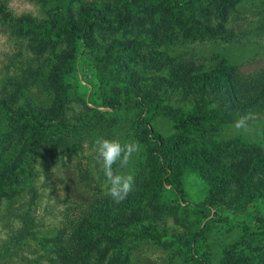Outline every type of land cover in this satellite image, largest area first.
<instances>
[{
  "label": "rangeland",
  "instance_id": "rangeland-1",
  "mask_svg": "<svg viewBox=\"0 0 264 264\" xmlns=\"http://www.w3.org/2000/svg\"><path fill=\"white\" fill-rule=\"evenodd\" d=\"M121 1L70 0V14L76 20L87 5L105 2L115 9L114 4ZM205 1L197 0L189 7L183 6L189 10V15H195L201 6L207 5ZM229 1L231 5L226 7L222 21L223 31L198 26L190 34L186 31L189 22L177 23L174 18L166 29L157 27L159 16L154 8L149 14L142 0H125L117 9H125L128 18L121 23L114 21L113 27L95 28L94 38L97 43L131 42L132 48L121 58L140 76L168 77L171 66L180 62L187 64L191 73L215 66H233L243 74L252 75L264 67V0ZM7 4L15 15L29 14L38 22L53 19L50 0H7ZM184 13L186 18L188 11ZM210 14L213 23L221 18L214 6L210 8ZM107 16L114 18L111 13ZM153 24L156 26L154 32ZM72 44V40L63 34L28 32L15 35L0 26V101L9 107L5 115H0V175H5V170L14 163L24 164L31 171L30 183L16 195L11 210L0 208V264H59V254L73 253V248L78 250L81 264H198L199 260L203 264H224L227 259L233 260L234 264H264V195L244 201L245 194L250 192L247 188L250 184L242 188L234 205H207L210 209L203 219L211 221L212 227L196 244L178 241L186 229L172 217L164 216L153 222L161 234V242L128 233L119 249L121 256L111 263H108L109 251L103 255L94 249V246L105 244L102 226L91 221L90 206L95 205L96 199L106 196L111 202L110 212H120L122 217L129 214L130 207L114 202L106 194L105 178L96 163L93 140L101 136L118 139L121 143L135 140L141 144L142 150L134 153L127 169H120L119 163L113 165L114 170L134 174V187L130 193L137 189L135 177L150 178L156 166L153 152L146 139L139 136L136 123L122 122L102 128L85 138L69 155L51 150L46 143L33 139L31 122L20 116V112L38 111L48 118L59 117L80 108L82 102L78 96L89 107L96 99L90 82L83 78L91 74L89 70H82L81 54H76L72 63L65 65H71L68 73L65 72L67 67L61 65ZM205 108L215 109L216 104L210 101ZM188 111V104L163 99L144 112V126L154 129L164 139L186 135L188 143L197 148L214 149L221 144L246 148L259 145L264 152V106L252 114L247 129L241 130L233 127L234 120L185 125L180 116ZM76 162L87 170L91 183L88 186L76 179ZM15 170L17 173L16 168H11V171ZM217 170L225 176L230 172L228 169ZM181 181L183 193L178 203L183 209L182 214L195 217L202 210L199 204L208 203V187L192 172H184ZM233 182L232 178L230 184ZM1 184L2 180L0 191ZM95 185L98 190L94 189ZM3 202L0 193V204ZM25 211L31 217L33 227L29 234L18 238L17 233L22 227L20 215ZM84 215L90 218L87 231L75 240L70 239L63 226L70 220L76 224Z\"/></svg>",
  "mask_w": 264,
  "mask_h": 264
},
{
  "label": "trees",
  "instance_id": "trees-1",
  "mask_svg": "<svg viewBox=\"0 0 264 264\" xmlns=\"http://www.w3.org/2000/svg\"><path fill=\"white\" fill-rule=\"evenodd\" d=\"M50 1L53 19L38 22L29 14L15 15L7 0H0V26L15 35L34 32L39 35L58 33L69 37L73 46L61 60V65L72 63L74 56L81 54L80 59L84 62L82 70H89L91 74L83 78L90 82L96 99L93 106L89 107L78 96V100L82 102L80 108L71 113H63L59 117L48 118L38 111L20 112V116L31 122L34 129L33 139L46 143L51 150L69 155L74 153L90 134L100 132L102 128H111L118 123L129 122L137 124L140 129L139 136L146 139L150 151L153 152L152 159L156 166L154 175L148 179L135 177L137 189L121 201L123 205L128 204L130 207L129 214L122 217L120 212H110L111 202H108L106 196L97 198L95 205L90 206L93 213L91 221H94L96 226H102L105 239L102 247L94 246V249L103 255L109 251L108 263L121 256L119 249L128 233H138L155 242H161V234L153 222L164 216L172 217L186 229L178 241L196 244L200 236L212 227L211 221L203 219L210 209L207 205H234L235 199L247 184H250L247 186L250 192L245 194L244 201L248 202L264 195L261 193L264 192V152L259 145L246 148L221 144L214 149L197 148L188 143L186 135L162 138L154 129H146L143 119L144 112L154 108L157 102L163 99L190 106V111L180 116V121L189 126H199L201 123L217 120L227 123L245 113H258L264 106V67L252 75L243 74L233 66H215L206 71L197 70L191 73V68L180 62L171 66L168 77L140 76L121 58V55L132 48L131 42L112 40L97 43L94 38L95 28L113 27L114 21L121 23L123 19L128 18L125 9H117L125 0L120 4L115 3V9L105 2L87 5L76 20L70 14V0ZM194 1L197 0H142V4L149 14L153 8L157 12V27L166 29L176 18L177 23L189 22L186 31L190 34L197 30L198 26L223 31L225 9L231 2L206 0L205 7L201 6L197 14L189 15V10L184 7H189ZM212 6L217 8L221 15L220 20L215 23L211 20ZM185 11H188V18L183 15ZM110 13L113 19H108L107 14ZM156 26L153 24L152 31ZM66 67L65 72L68 73L71 65L65 66V69ZM210 101L216 104L215 109L205 108L206 103ZM8 111L9 107L0 101V115H5ZM12 167L17 169V173L16 170L11 171ZM75 167L76 179L82 185L91 184L85 167L79 165V162L75 163ZM217 169H228L229 175L225 176ZM184 172L197 174L208 187V203L199 204L202 210L197 212L195 217L188 218L183 215V209L178 203L183 193L181 179ZM30 175L28 166H18L16 163L5 170V175H0V193L4 200L0 208L2 206L7 211L11 210L16 195L23 190V186L30 183ZM232 178L233 185L230 184ZM166 185L168 188H165ZM94 189L98 190L96 185ZM20 216L22 227L17 233L18 238L29 234L33 227L31 217L26 211ZM89 223V216L84 215L76 224L70 220L68 225L63 227L66 228L69 238L74 239L87 231ZM78 254V250L74 248L73 253L59 254V264H81ZM198 264L203 263L199 260ZM224 264L234 263L233 260L227 259Z\"/></svg>",
  "mask_w": 264,
  "mask_h": 264
},
{
  "label": "clouds",
  "instance_id": "clouds-1",
  "mask_svg": "<svg viewBox=\"0 0 264 264\" xmlns=\"http://www.w3.org/2000/svg\"><path fill=\"white\" fill-rule=\"evenodd\" d=\"M251 118V113L242 114L233 121V127L236 130L247 129ZM92 145L96 153V163L99 164L105 178L106 194L114 202L119 203L133 190L134 174L131 171L114 170L113 165L119 163L120 169H127L134 153H139L142 146L135 140L121 143L118 139L101 136H97Z\"/></svg>",
  "mask_w": 264,
  "mask_h": 264
}]
</instances>
